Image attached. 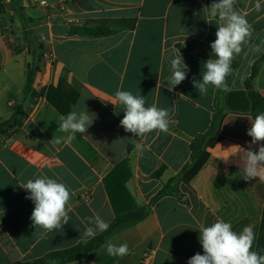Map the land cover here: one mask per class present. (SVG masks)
I'll return each instance as SVG.
<instances>
[{"label":"crops","instance_id":"1","mask_svg":"<svg viewBox=\"0 0 264 264\" xmlns=\"http://www.w3.org/2000/svg\"><path fill=\"white\" fill-rule=\"evenodd\" d=\"M48 1L56 8L1 0L0 124L14 119L17 125L0 134V264L35 261L89 241L83 236L84 217L98 214L111 224L115 213L105 179L124 161L129 163L125 187L133 206H150L149 216L68 264H187L197 252L203 254L198 229L217 219L231 223L237 233L251 226L256 237L252 251L264 255V181L244 180L236 157L228 163L219 158L231 145L249 146V114L228 113L221 140L207 150L189 183L179 184L180 196L151 205L190 162V146L209 129L218 96L225 100L245 89L253 66L264 56V23L234 59L238 67L228 87L221 92L210 86L207 94H199L192 80L202 78L218 25L202 0ZM255 2L237 0L252 27L264 19V0L259 12ZM99 26L114 32L101 37L72 33ZM179 51L190 71L170 92V60ZM29 67L36 69L30 89ZM252 86L264 97V60ZM118 89L144 96L146 107L169 109L168 131L143 137L125 132L120 126L124 107L114 99ZM86 108L94 114L93 124L68 142L70 133L58 130L60 116ZM134 140L142 150L135 149ZM252 148L258 150L259 144ZM161 167L164 172L155 177ZM41 176L57 179L72 193L63 231L45 232L32 224L34 203L20 185ZM108 243H127L129 254L108 255Z\"/></svg>","mask_w":264,"mask_h":264},{"label":"clouds","instance_id":"2","mask_svg":"<svg viewBox=\"0 0 264 264\" xmlns=\"http://www.w3.org/2000/svg\"><path fill=\"white\" fill-rule=\"evenodd\" d=\"M208 7L210 15L218 19V25L216 39L210 44L212 56L203 64L202 78L192 80L193 87L199 94H207L210 86L215 89L228 87L227 77L233 71L232 62L249 43L254 31L246 15L237 9V0H213ZM254 8L257 12L261 11V0H256ZM189 71L179 51V55L170 60L168 91L171 92L180 85L188 77ZM114 99L124 107L120 126L125 132L143 137L153 131H168L171 118L169 109L159 108L155 104L146 107L145 97L134 95L130 91L118 89ZM60 121L58 130L70 133L67 141L71 142L76 139L77 133H87L94 122V114L89 113L87 108L83 111L73 109L67 115H61ZM249 121V146L245 148L238 144L231 145L225 150L226 154L219 158L228 163L230 157H236L244 180L258 178L264 181V112ZM59 142L60 140H57V143ZM133 142L135 149H143L141 143L135 140ZM256 144H259V148L253 150L252 145ZM20 187L29 193L25 198L34 203L30 217L33 226L42 228L45 232L63 231L64 226L69 223L71 211L69 202L72 193L67 185L57 179L41 176L34 180L29 179ZM85 221L87 224L83 236L86 238H94L110 227L98 214L84 217L82 223ZM198 230L203 254L197 252L188 259L187 264H264V255L252 251L256 237L251 226H245L237 233L233 231L231 223L217 219L211 226L200 227ZM106 250L108 255L120 258L128 255L130 251L127 243H108Z\"/></svg>","mask_w":264,"mask_h":264},{"label":"trees","instance_id":"3","mask_svg":"<svg viewBox=\"0 0 264 264\" xmlns=\"http://www.w3.org/2000/svg\"><path fill=\"white\" fill-rule=\"evenodd\" d=\"M210 6L213 0H202ZM4 8L0 0V11ZM264 23L260 21L253 27L256 29ZM114 31L108 27H83L76 28L72 31L73 34H79L84 36H107L111 35ZM246 45L243 47V49ZM241 54L238 56V58ZM264 60V56L260 61ZM259 62H257L251 72L250 78L245 83V89L243 91L231 92L227 95L225 100H221L218 96L215 102V113L210 122V127L206 133L198 136L190 146L191 158L190 162L186 164L179 174L171 178L155 195L151 201V205L157 203L159 200L166 196L178 195L179 184L189 183L190 178L199 170L203 162L207 157V150L213 148L220 140V129L223 119L228 113H243L249 114L255 118V116L261 112H264V97L253 89L252 83L259 73ZM233 71L227 77V84L230 82L234 75L236 68L238 67V61L234 60L231 65ZM36 69L28 68V88L30 89L34 73ZM223 89H221L222 92ZM17 125L16 120L11 119L0 124V134L4 133L5 128H14ZM165 167H161L155 174V177H160L164 172ZM130 176L129 163L124 161L121 165L117 166L105 179V187L111 205L113 207L115 218L112 221L110 227L90 239L85 243H80L71 248L58 250L51 252L35 261L31 262H17L15 264H68L87 257L90 253L100 249L105 245L113 236L117 235L126 228L133 227L143 220H145L151 211L150 206L135 209L133 206L131 196L125 187Z\"/></svg>","mask_w":264,"mask_h":264},{"label":"built area","instance_id":"4","mask_svg":"<svg viewBox=\"0 0 264 264\" xmlns=\"http://www.w3.org/2000/svg\"><path fill=\"white\" fill-rule=\"evenodd\" d=\"M28 3L34 4L37 7L46 9V8H56V4L51 3L48 0H26ZM61 10H64V8H61ZM72 22V21H71Z\"/></svg>","mask_w":264,"mask_h":264}]
</instances>
